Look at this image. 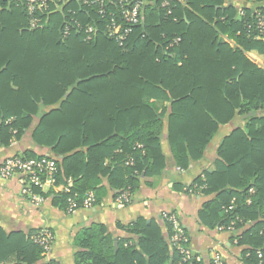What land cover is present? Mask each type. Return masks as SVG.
Here are the masks:
<instances>
[{"label":"trees","instance_id":"obj_1","mask_svg":"<svg viewBox=\"0 0 264 264\" xmlns=\"http://www.w3.org/2000/svg\"><path fill=\"white\" fill-rule=\"evenodd\" d=\"M135 1L141 3L142 21L121 47L108 35L109 12L122 18L119 5L111 0L103 7L86 8L76 2L54 7L34 29L23 5L0 0V142L19 138L31 123L28 116L37 113V103L44 100L45 106L56 107L49 114L52 119L45 120L48 135L55 131L49 145L58 144L62 152L89 148V159L75 152L69 160L76 166L66 165L72 191L80 198L93 190L100 202L94 182L99 173L109 174L114 200L129 189L132 201L143 176L159 175L166 166L162 114H157L159 105L149 104L145 97L171 102L168 140L181 170L204 156L222 125L246 115L245 126L219 144L225 167L199 175L187 192L199 187L203 195L217 193L202 206L201 224L213 230L234 221L233 238L247 263L264 264L257 255L259 249L264 252V67L246 55L256 50L264 56V38L258 39L247 27L263 0H231L246 11L241 19L235 7H224L226 0H175L171 14L159 0ZM69 8L81 22L96 24L97 33L89 42L83 32L62 36ZM178 37L180 42L166 49ZM137 144L143 149H135ZM130 157L135 166L126 164ZM61 172L59 167L58 181ZM67 197L61 194L64 208ZM232 200L234 208L225 212ZM162 221L168 240L157 220L141 218L130 229L138 239L121 238L118 248L102 226L86 228L82 251L76 254L78 264H179L171 225ZM3 245L1 239L0 248ZM15 249L14 264H57L45 260L31 236ZM4 258L0 255V262ZM190 264L204 263L195 258Z\"/></svg>","mask_w":264,"mask_h":264},{"label":"crops","instance_id":"obj_2","mask_svg":"<svg viewBox=\"0 0 264 264\" xmlns=\"http://www.w3.org/2000/svg\"><path fill=\"white\" fill-rule=\"evenodd\" d=\"M226 1L224 7H235L237 16H239V6L234 5L231 0ZM239 19H241L240 16ZM222 38L228 41L231 46L236 45L228 35H222ZM246 55L254 63L264 67V56L259 52L256 50L247 51ZM144 101L159 105L157 114H162L161 119L165 124V131L161 135V144L166 158V166L159 175L143 176L132 201L123 206L117 205L114 201L115 191L109 182V174L99 173L98 180L94 182L98 188L97 192L102 198L99 204L90 210L80 209L71 214L66 212V207L64 208L61 201V194L64 186H67L71 181V179H67L71 177L69 169L76 166V161H70L69 158L71 159L75 152H81L85 154V159H89L87 156L89 148L82 145L78 149L62 152L57 147L58 144L49 145L55 131L51 130L49 134L52 136L48 135L49 127L45 120L56 107L45 106L44 100L37 103V109H39L37 113L26 115L30 118L31 123L23 129L19 138L13 137L7 143L0 142V167L5 159L13 156L24 158L51 156L56 159L57 165L62 169L58 186L45 190L46 199L40 205L31 202L30 195L24 191L25 184L20 175L6 179L0 176V240L3 239L4 243L0 248V255L5 256L0 264H14L17 260L18 252L15 248L18 243L29 236L32 237L33 234L44 228L52 231L55 241L49 258L41 255L45 257V260L52 259L57 264H78L76 254L82 251L80 239L83 231L94 225L102 226L105 232L115 239L116 248H118V240L121 238L138 239L130 229L141 218L149 221L157 220L168 240V230L161 219L163 210H174L178 213L191 235V248L194 254L204 264H210L216 255H220L227 264H248L243 255V248L236 245L237 241L233 238L232 232L209 229L199 220L202 206L205 202L217 197V193L197 195L187 192L188 186L199 175L204 177L206 172L219 171L225 167L218 156L219 144L234 129L245 126L246 115H237L231 123L222 125L204 156L192 161L188 169L181 170L176 164L168 140L171 102L155 97H145ZM122 103H126V101L123 100ZM117 116V118H122L126 115L117 114ZM48 119H52L51 116ZM12 120L15 119L12 118ZM16 132L17 130H15ZM69 145V142L65 145L66 150ZM108 163L109 159L105 161V165ZM66 165L69 167L68 172ZM41 262L42 260L39 261V263Z\"/></svg>","mask_w":264,"mask_h":264},{"label":"built area","instance_id":"obj_3","mask_svg":"<svg viewBox=\"0 0 264 264\" xmlns=\"http://www.w3.org/2000/svg\"><path fill=\"white\" fill-rule=\"evenodd\" d=\"M17 5H23L27 10L30 20V27L32 29L37 28L43 22V16L54 7H65L71 2H76L81 7L88 8L91 5H97L103 7L109 4V0H13ZM119 5L120 14L122 16L119 21L116 18L114 12H109L111 16L107 25L108 35L110 38L116 39L121 47H125L128 44V40L133 33V27L141 24V3L135 0H111ZM160 7L167 10L168 14L172 13V7L175 0H159ZM182 3L185 0H177ZM255 9L252 21L248 22L247 27L257 33L258 39L264 38V0ZM128 5H130L128 7ZM104 11L101 10L100 13ZM68 17L62 25V36L64 38L69 37L72 32H83L84 40L88 41L93 38L97 33L96 24H90L89 22L83 23L76 17V12L71 8L68 9ZM239 16L246 17V11L239 7ZM123 20V22H121ZM181 38H175L170 42L166 49L178 44ZM135 149H143L141 144H137ZM126 164L128 166H135L134 157L128 158ZM58 172L59 167L56 159L51 156H42L39 158H24L21 156H13L5 159L0 167V176L2 178H9L14 175H20L22 182L25 184L24 191L30 195L31 202L35 205H40L45 202V190L49 188H56L58 186ZM71 181L67 186H64L63 192L68 194L66 212L71 214L80 209L90 210L99 204L98 197L95 191L88 190L84 197L78 196L71 189ZM38 189V192L35 191ZM194 194L203 195L201 188H196ZM254 193V190L251 189ZM117 205H126L131 201V193L129 189L123 190L114 200ZM249 203L251 200L248 201ZM235 201L232 200L231 205L224 206L225 212L234 208ZM161 219L168 222L171 225L172 245L178 250L181 255V261L179 264H190L196 257L192 248L189 233L182 223L179 215L174 210H163L161 212ZM235 222L233 221L228 226L219 225L217 230L220 232H233L235 231ZM34 243L39 245L43 249V255L49 258L52 247L54 245L55 237L52 231L48 228H44L32 235ZM237 241V240H236ZM258 258H264V252L262 249L257 251ZM199 258H197L198 260ZM214 264H227L223 261L220 255H216ZM261 263V262H260Z\"/></svg>","mask_w":264,"mask_h":264},{"label":"water","instance_id":"obj_4","mask_svg":"<svg viewBox=\"0 0 264 264\" xmlns=\"http://www.w3.org/2000/svg\"><path fill=\"white\" fill-rule=\"evenodd\" d=\"M254 113H256L255 111H254ZM116 245H118L117 243H116ZM172 263V262H171Z\"/></svg>","mask_w":264,"mask_h":264},{"label":"rangeland","instance_id":"obj_5","mask_svg":"<svg viewBox=\"0 0 264 264\" xmlns=\"http://www.w3.org/2000/svg\"><path fill=\"white\" fill-rule=\"evenodd\" d=\"M184 4V3H183ZM142 145V144H141ZM143 146V145H142Z\"/></svg>","mask_w":264,"mask_h":264}]
</instances>
